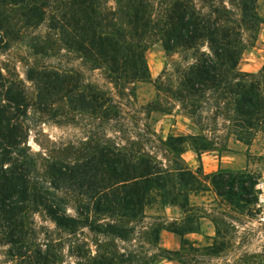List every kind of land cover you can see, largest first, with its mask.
Returning <instances> with one entry per match:
<instances>
[{"label": "rangeland", "instance_id": "1", "mask_svg": "<svg viewBox=\"0 0 264 264\" xmlns=\"http://www.w3.org/2000/svg\"><path fill=\"white\" fill-rule=\"evenodd\" d=\"M211 4H223L233 18L237 16L238 0H208L196 2V7L205 12ZM106 5L114 3L108 0ZM255 10L262 22L242 30L244 49L238 67L253 72L264 93V0L255 1ZM0 20V72L5 86L10 80L22 82L26 114L18 119L24 123L22 145H27L34 159L36 178L26 190L22 207L14 209L17 214L0 213V264H102L107 260L153 264L163 253L155 246L168 204L154 197L134 216L104 203L97 209L100 194L93 189L106 182V176L93 168L98 149L110 146L142 154L170 169L177 154L164 143L168 134H202L210 150L244 153L245 169L257 178L254 192L244 194L245 200L219 197L210 186L190 194L187 210L172 226L200 232L185 238L172 259L178 257L184 264H264V128L244 144L228 120L227 98L212 99L214 94L206 91L202 97L195 96L190 106L170 97L168 89L177 82L179 71L194 62L189 52L166 51L160 41H149L144 60L151 78L124 84L127 88L117 93L102 69L62 43L49 19L26 23L3 0ZM200 50L209 52L205 44ZM64 81L71 84V91H64L68 86ZM86 86L109 93L117 114L110 109L102 115L107 103H97L103 99L88 106L78 104L76 94L88 93ZM183 146V150L189 148L186 143ZM51 160H65L66 168L58 166L64 173L53 177L47 167ZM41 190L59 212L77 218L76 224L57 225L37 199ZM187 216L190 220L185 221ZM85 220L116 226L119 236L90 230ZM214 228L217 236H213ZM210 244H214L211 253L205 250Z\"/></svg>", "mask_w": 264, "mask_h": 264}, {"label": "trees", "instance_id": "2", "mask_svg": "<svg viewBox=\"0 0 264 264\" xmlns=\"http://www.w3.org/2000/svg\"><path fill=\"white\" fill-rule=\"evenodd\" d=\"M107 1L7 0L26 23L49 19L58 29L62 43L76 51L84 61L102 69L106 77L111 79L117 93L127 88L124 84L151 78L144 60L149 41H160L166 51L182 48L191 54L194 62L182 68L175 85L169 87L168 92L173 100L192 106L195 96L202 97L206 91L214 94L212 99L227 98L228 120L235 135L242 136L244 144H249L254 132L264 128V93L260 82L257 78L253 79V72L241 71L237 67L244 49L242 30L262 22L255 10L256 0H238V12L234 18L223 4H211L205 12L196 7V2L208 0H112L114 6L106 5ZM204 44L208 53L200 50ZM64 83L68 85L63 86L64 91H71V84ZM86 90V94H76L75 101L78 104L85 103L88 106L103 99L97 103V106L107 103L102 115L106 116L110 109L114 115L117 114V106L110 103L113 99L109 93L94 90L92 86H86ZM25 114V94L21 80H10L5 86V79L0 72L1 214H17L14 209L22 207L26 190L36 183L32 174L34 159L26 151L27 145H22L25 142L22 132L24 123L18 116ZM164 143L173 155L177 154L178 160L175 159L170 169L162 168L158 162H151L142 154L133 155L123 148L100 147L93 169L106 176V182L93 189L94 193L100 194L95 207L101 209V203H104L107 208L112 206L114 210L121 209L134 216L143 212L154 197H160L163 205L176 204L185 212L189 205V194L203 191L206 186L225 199L238 196L245 200L244 194L254 192L257 178H252L247 170L217 169L203 174L199 169L192 171L187 168L180 158L184 143L196 152L211 149L202 134H169ZM66 163L65 160H51L47 167L55 177L58 173H64L58 166L63 164L66 168ZM36 196L57 225L73 226L78 221L59 212L44 190ZM188 220L187 216L185 221ZM84 224L90 230L119 236L116 226L111 224L87 220ZM172 225L169 223L166 227L180 236L182 248L185 239L183 233L193 229ZM154 231L157 232V229ZM218 233L215 228V236ZM213 246L207 245L205 250L211 253ZM162 251V255L167 258L178 253V250ZM176 259L184 264L180 258ZM111 263L107 260L102 264Z\"/></svg>", "mask_w": 264, "mask_h": 264}, {"label": "crops", "instance_id": "3", "mask_svg": "<svg viewBox=\"0 0 264 264\" xmlns=\"http://www.w3.org/2000/svg\"><path fill=\"white\" fill-rule=\"evenodd\" d=\"M238 69L240 68L238 67ZM240 70L244 71L242 69ZM181 157H183V163L187 166L188 169L192 171L199 169L203 174H208L217 169H229L233 171L246 170L245 154L240 152L239 153L231 152V153L222 154L210 149H202L196 152L191 148H187L182 151ZM164 209L168 214H165L166 215V220L164 221L165 226H162L158 230L157 244L155 247L159 249L178 250L180 248V236L174 233L173 231L167 229L166 226L169 223L179 221L184 215L180 213H184V211L176 204H168L164 207ZM199 232H200L199 230L188 231L183 233V237L188 238L195 233L198 234ZM214 235H215V228L213 229V236ZM153 264H181V263L172 258L164 257L163 255L160 254L153 261Z\"/></svg>", "mask_w": 264, "mask_h": 264}]
</instances>
